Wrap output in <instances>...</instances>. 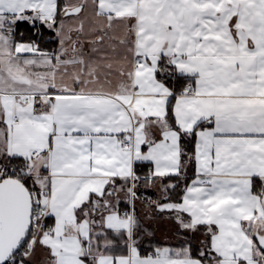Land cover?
<instances>
[{
  "label": "snow or ice",
  "instance_id": "snow-or-ice-1",
  "mask_svg": "<svg viewBox=\"0 0 264 264\" xmlns=\"http://www.w3.org/2000/svg\"><path fill=\"white\" fill-rule=\"evenodd\" d=\"M0 264H264V0H0Z\"/></svg>",
  "mask_w": 264,
  "mask_h": 264
}]
</instances>
